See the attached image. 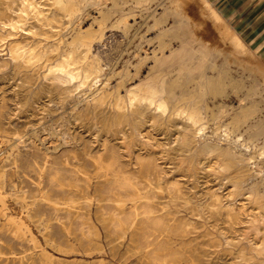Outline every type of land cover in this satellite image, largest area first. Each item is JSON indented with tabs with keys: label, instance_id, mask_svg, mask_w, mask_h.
I'll return each mask as SVG.
<instances>
[{
	"label": "rangeland",
	"instance_id": "rangeland-1",
	"mask_svg": "<svg viewBox=\"0 0 264 264\" xmlns=\"http://www.w3.org/2000/svg\"><path fill=\"white\" fill-rule=\"evenodd\" d=\"M215 2L0 0V264H264V44Z\"/></svg>",
	"mask_w": 264,
	"mask_h": 264
},
{
	"label": "bare ground",
	"instance_id": "bare-ground-1",
	"mask_svg": "<svg viewBox=\"0 0 264 264\" xmlns=\"http://www.w3.org/2000/svg\"><path fill=\"white\" fill-rule=\"evenodd\" d=\"M30 1V0H29ZM58 2H61L62 0H57ZM73 1V3H74V5H75V8L73 9L74 11H73V15H77V13H80L81 11H82V7H81V5L79 4V0H72ZM33 2V1H32ZM31 2V3H32ZM27 3V2H26ZM50 3V2H49ZM115 3V2H114ZM17 4V3H16ZM59 4V3H58ZM3 5V4H2ZM22 5V4H21ZM36 5H38V4H36ZM55 5V4H54ZM16 6V5H15ZM26 6V5H25ZM29 6V5H28ZM53 6V5H52ZM22 7V6H21ZM41 7V6H40ZM43 7V6H42ZM56 7V6H55ZM19 8V7H18ZM30 8V7H29ZM32 8V7H31ZM34 8V7H33ZM32 8V9H33ZM35 8H37V7H35ZM44 8V7H43ZM51 8V7H50ZM60 8V7H59ZM22 9V8H21ZM24 9V8H23ZM36 11V10H35ZM15 12H17V11H15ZM56 12V11H55ZM113 12V11H112ZM24 13V12H23ZM29 13V12H28ZM33 13V12H32ZM97 13V12H96ZM19 14V13H18ZM12 15V14H11ZM26 15V14H25ZM42 15V14H41ZM9 16V15H8ZM50 16V15H49ZM66 16V15H65ZM22 17V16H21ZM33 17V16H32ZM64 17V16H63ZM108 17H109V13H106V12H100L99 13V15L97 16V17H94V19L95 20H97V22H98V24H99V27H101L106 21H107V19H108ZM10 18V17H9ZM36 18V17H35ZM17 19L18 20H21V19H19L18 17H17ZM28 19V18H27ZM68 19V18H67ZM11 20V19H10ZM12 20H13V18H12ZM17 20V21H18ZM84 20V19H83ZM124 19H121L120 21H123ZM23 21V20H22ZM25 21V20H24ZM23 21V22H24ZM70 21V20H69ZM72 21V20H71ZM86 21H88V20H86ZM38 22V21H37ZM214 22V21H213ZM19 23V22H18ZM24 24V23H23ZM39 24H41V23H39ZM84 24V23H83ZM86 24V23H85ZM21 25V24H20ZM47 25V24H46ZM215 25V24H214ZM219 25L221 26V28L223 29V30H225V31H227L228 33H231V35H232V32H230L229 30H228V25L223 21V20H219ZM41 26V25H40ZM84 26V25H83ZM218 26V25H217ZM14 27V26H13ZM20 27V26H19ZM43 27V26H42ZM47 27V26H46ZM79 27V26H78ZM31 28V27H30ZM51 28V27H50ZM14 29H16V28H14ZM29 29V28H28ZM53 29V28H52ZM13 30V29H12ZM32 30V29H31ZM48 30V29H47ZM50 30V29H49ZM14 31V30H13ZM33 31V30H32ZM95 31H97V30H91V29H87V30H82V28H79L78 30H77V33L75 34V36L72 38V40L70 41V45H75V46H77L80 42L82 43V41H83V39L84 38H86V40H87V38H89V41L91 42V40H90V37L93 35V33L95 32ZM59 32V31H58ZM35 33V32H34ZM46 34V33H45ZM51 34V33H50ZM45 36V35H44ZM63 36H64V34H63ZM102 36V37H101ZM101 36H100V38H103V36L104 35H102L101 34ZM51 37V36H50ZM65 38V37H64ZM234 38V40H236V41H238V39L237 38H235V37H233ZM25 39H27V38H25ZM20 40V39H19ZM94 40H96V39H94ZM99 40V39H98ZM234 40H233V42H234ZM22 41V40H21ZM62 41V40H61ZM92 41H93V39H92ZM202 41V40H201ZM14 42V41H13ZM16 42V41H15ZM86 42V41H85ZM92 43V42H91ZM83 44V43H82ZM86 44V43H85ZM88 44V43H87ZM35 45V44H34ZM50 45V44H49ZM92 45V44H91ZM41 46V45H40ZM51 46H53V45H51ZM56 46V45H55ZM90 46V45H89ZM239 46V45H238ZM79 47V46H78ZM88 47V46H87ZM34 48V47H33ZM57 48H59L58 46H57ZM72 48V47H71ZM89 48V47H88ZM240 48V47H239ZM69 49V48H68ZM73 49V48H72ZM79 49H81V48H79ZM92 50H93V48H91ZM10 50V49H9ZM30 50H32V49H30ZM37 50V49H36ZM35 50V51H36ZM57 50V49H56ZM84 50V49H83ZM243 50V49H242ZM59 51V50H58ZM33 52V51H32ZM40 52H41V50H40ZM39 52V53H40ZM52 52V51H51ZM92 52V51H91ZM50 53V52H49ZM57 53V52H56ZM76 53H77V51H76ZM83 53V52H82ZM88 53V52H87ZM11 54V53H10ZM28 54V53H27ZM41 54V53H40ZM51 55V54H50ZM55 55V54H54ZM76 55V54H75ZM142 55V54H141ZM45 56V55H44ZM94 56V55H93ZM137 56V55H136ZM27 57V56H26ZM97 57V56H96ZM36 58H38V57H36ZM64 58V57H63ZM71 58H72V56H71ZM70 58V59H71ZM75 58V57H74ZM95 59V58H94ZM24 60V59H23ZM56 60V59H55ZM66 60H68V59H66ZM28 61H29V59H28ZM87 61V60H86ZM231 61V60H230ZM69 62V61H68ZM100 61H98V63H99ZM229 62V61H228ZM28 63V62H27ZM47 63V62H46ZM83 63V62H82ZM85 63V62H84ZM94 63V62H93ZM162 63V62H161ZM56 64V63H55ZM66 64H68V63H66ZM91 64H92V62H91ZM25 65V64H24ZM59 65H61V64H59ZM71 65V64H70ZM101 65V64H100ZM161 65V64H160ZM57 66V65H56ZM80 66V65H79ZM87 66V65H86ZM85 66V67H86ZM66 67V66H65ZM74 67V66H73ZM93 67V66H92ZM98 67V66H97ZM57 69H58V67H56ZM60 68V67H59ZM84 68V67H83ZM101 68H102V66H101ZM81 69V68H80ZM79 69V70H80ZM89 69H91V68H89ZM96 69V68H95ZM50 70V69H49ZM60 72H62V73H64V74H67L64 70L65 69H58ZM94 70V69H93ZM101 70V69H100ZM77 72V71H76ZM91 72V71H90ZM102 72V71H101ZM106 72V71H105ZM138 72V71H137ZM84 73V72H83ZM94 74V73H93ZM142 74V73H141ZM96 76V75H95ZM100 76V75H99ZM72 77V76H71ZM56 78V80H59V81H66V80H68V77L67 76H65V75H63V76H57V77H55ZM75 78V77H74ZM137 80V79H136ZM84 81V80H83ZM84 84H85V82H83ZM165 83V82H164ZM95 86V85H94ZM93 88V87H92ZM131 89V88H130ZM130 92V91H129ZM148 93V92H147ZM146 93V94H147ZM133 94V93H132ZM142 94V93H141ZM145 94V93H144ZM134 95H136V94H134ZM134 95H133V97H134ZM81 98V97H80ZM103 98V97H102ZM101 98V99H102ZM137 98V97H136ZM141 98V97H140ZM156 99V98H155ZM88 100V99H87ZM133 100V99H132ZM136 99L134 98V101H135ZM141 100H143V101H146L149 105H152V104H154V96L153 95H147V96H145V97H142V99ZM101 102V101H100ZM137 102H139V101H137ZM118 103V102H117ZM123 103V102H122ZM132 103V102H131ZM135 103V102H134ZM133 103V104H134ZM164 103V102H163ZM159 104V103H158ZM153 106V105H152ZM120 107H121V105H120ZM157 107H159V105H157ZM156 107V108H157ZM161 107H164V105L163 106H161ZM117 108V107H116ZM165 108V107H164ZM120 109V108H119ZM165 109H167V108H165ZM251 109H253L252 107H248V108H246V107H244L243 109H241V112L239 113V114H237L236 116H234V117H232V120H231V122H230V128L232 129V130H235V129H238V128H240V126H241V123L242 122H244V117H246L247 116V114L251 111ZM161 110H162V108H161ZM160 110V111H161ZM224 111V110H223ZM166 112V111H165ZM181 112H182V110H181ZM184 112V111H183ZM186 112V111H185ZM192 112V111H191ZM195 112V111H194ZM116 113H118V112H116ZM163 113V112H162ZM195 114V113H194ZM198 114V113H197ZM196 114V115H197ZM223 114V113H222ZM194 116V115H193ZM193 116H189V122L192 124V126H195V134H197V133H199V134H203V130L205 129L203 126L202 127H200V128H198L196 125H197V123H199V121H200V119H197V118H195V117H193ZM243 128V127H242ZM224 131V130H223ZM249 132V131H248ZM230 133V132H229ZM240 133V132H239ZM258 135H259V131L256 129L253 133H252V136H251V138H250V140H252V142H254L256 139H257V137H258ZM226 136L227 137H229V134H226ZM124 137V136H123ZM191 137H192V133L190 132V130H188V131H184V134L181 136V140H182V142H183V145L186 147V146H188L189 144H190V141H191ZM238 140H239V138H237ZM249 142V141H248ZM251 142V141H250ZM244 147H245V145H244ZM249 146H246V148H248ZM48 148V147H47ZM256 148V147H255ZM212 153V152H211ZM19 154V153H18ZM47 156V155H46ZM12 158V157H11ZM254 157H248L246 154H244V156H243V154H240V155H233V154H231V153H229V152H225V154H224V156H223V159L221 160V162H219V167H221V168H223V170L224 171H226V170H231V169H233V168H235V166H237V168H239L240 170L241 169H244V163L245 162H248V161H251L252 159H253ZM218 159V158H217ZM256 160V159H255ZM15 163V162H14ZM5 164V163H4ZM48 164V163H47ZM258 165V164H257ZM251 168V167H250ZM103 171V170H102ZM4 172V171H3ZM3 175V174H2ZM235 176V175H234ZM4 177V176H3ZM256 181V180H255ZM92 182V181H91ZM232 182H233V186H237V187H242L243 186V184H244V182H246V173L244 172V173H242L241 174V176H235V178H232ZM4 183H5V181H4ZM250 184V183H249ZM158 185V184H157ZM252 185V184H251ZM5 186V185H4ZM133 186V185H132ZM71 188V187H70ZM2 191V190H1ZM152 192V191H151ZM157 192V191H156ZM250 192H251V194H253L254 196H255V202H256V204H259L260 206H262V207H264V194H260L259 193V191H258V185L257 184H254V185H252L251 186V188H250ZM5 196V195H4ZM16 196V195H15ZM84 196V195H83ZM7 197V196H6ZM25 197V196H24ZM87 200H88V198H87ZM144 200V199H143ZM25 201V200H24ZM78 202V201H77ZM184 202V201H183ZM97 203H99V202H97ZM121 203V202H120ZM21 204H22V202H21ZM117 204V203H116ZM124 204V203H123ZM67 205V204H66ZM35 206V205H34ZM60 206V205H59ZM259 206V207H260ZM36 207V206H35ZM64 207V206H63ZM78 207V206H77ZM98 207V206H97ZM135 207H137V206H135ZM4 208V207H3ZM59 208V207H58ZM22 209V208H21ZM26 209H28V208H26ZM125 209V208H124ZM169 209V208H168ZM28 210H30V209H28ZM27 210V211H28ZM75 210V209H74ZM80 210V209H79ZM83 210V209H82ZM86 210V209H85ZM213 210V209H212ZM26 211V212H27ZM6 212V211H5ZM29 212V211H28ZM163 212V211H162ZM231 212V211H230ZM87 213V212H86ZM89 213V212H88ZM13 217V216H12ZM37 217V216H36ZM96 217V216H95ZM11 217H9V219H10ZM31 219H32V215H31ZM36 219V218H35ZM16 220V219H15ZM44 220V219H43ZM22 221V220H21ZM21 221H19V222H21ZM16 222V221H15ZM42 222V221H41ZM40 222V223H41ZM44 222V221H43ZM39 223V224H40ZM19 224V226L20 225H23L22 224V222L21 223H18ZM43 224V223H42ZM92 224V223H91ZM105 224V223H104ZM132 224V223H131ZM13 225V224H12ZM24 225H26V224H24ZM70 226V225H69ZM169 227V226H168ZM42 228V227H41ZM47 228V227H46ZM22 229V228H21ZM18 230V229H17ZM26 231V230H25ZM141 234V233H140ZM26 235V234H25ZM51 236V235H50ZM127 239V238H126ZM152 239V238H151ZM47 244V243H46ZM33 245V244H32ZM263 248V247H262ZM36 249V248H35ZM152 249V248H151ZM12 256V255H11ZM43 256V255H42ZM19 258V257H18ZM147 260V259H146ZM9 261V260H8ZM46 261V260H45ZM44 261V262H45ZM51 262V261H50ZM163 263V262H162ZM165 263V262H164Z\"/></svg>",
	"mask_w": 264,
	"mask_h": 264
},
{
	"label": "crops",
	"instance_id": "crops-1",
	"mask_svg": "<svg viewBox=\"0 0 264 264\" xmlns=\"http://www.w3.org/2000/svg\"><path fill=\"white\" fill-rule=\"evenodd\" d=\"M219 10L251 43L264 44V0H216Z\"/></svg>",
	"mask_w": 264,
	"mask_h": 264
}]
</instances>
